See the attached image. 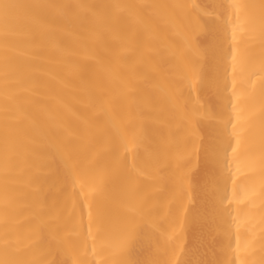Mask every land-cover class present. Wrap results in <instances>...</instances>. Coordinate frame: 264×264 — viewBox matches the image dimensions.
Wrapping results in <instances>:
<instances>
[{
    "label": "bare ground",
    "instance_id": "obj_1",
    "mask_svg": "<svg viewBox=\"0 0 264 264\" xmlns=\"http://www.w3.org/2000/svg\"><path fill=\"white\" fill-rule=\"evenodd\" d=\"M0 264H264V0H0Z\"/></svg>",
    "mask_w": 264,
    "mask_h": 264
}]
</instances>
